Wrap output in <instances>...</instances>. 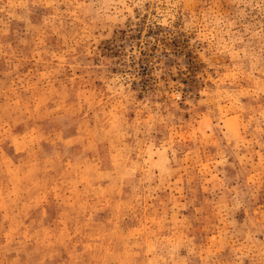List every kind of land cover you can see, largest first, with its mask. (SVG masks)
I'll list each match as a JSON object with an SVG mask.
<instances>
[{
  "label": "rangeland",
  "instance_id": "374dc122",
  "mask_svg": "<svg viewBox=\"0 0 264 264\" xmlns=\"http://www.w3.org/2000/svg\"><path fill=\"white\" fill-rule=\"evenodd\" d=\"M0 264H264V0H0Z\"/></svg>",
  "mask_w": 264,
  "mask_h": 264
},
{
  "label": "bare ground",
  "instance_id": "6f19581e",
  "mask_svg": "<svg viewBox=\"0 0 264 264\" xmlns=\"http://www.w3.org/2000/svg\"><path fill=\"white\" fill-rule=\"evenodd\" d=\"M121 119V118H120ZM122 153V152H121ZM11 187V186H10ZM129 250V249H128Z\"/></svg>",
  "mask_w": 264,
  "mask_h": 264
}]
</instances>
